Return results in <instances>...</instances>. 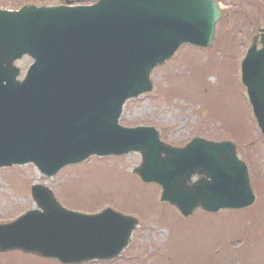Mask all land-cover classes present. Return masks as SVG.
<instances>
[{
	"label": "water",
	"instance_id": "water-1",
	"mask_svg": "<svg viewBox=\"0 0 264 264\" xmlns=\"http://www.w3.org/2000/svg\"><path fill=\"white\" fill-rule=\"evenodd\" d=\"M220 17L215 0H100L88 7L0 10V155H22L28 141L42 136L51 143H46L51 159L46 169L40 167L51 175L94 153L139 150L143 165L135 172L160 184L162 202L186 217L198 208L216 212L251 205L248 169L234 144L195 139L181 150L162 148L157 137L145 143L140 129L117 124L124 101L151 91V71L180 45L212 44ZM25 53L35 63L19 84L13 64ZM251 93L264 134V90ZM195 175L200 178L193 182ZM33 192L44 212L31 211L0 227L1 252L21 249L68 263L112 259L137 224L110 210L94 217L73 214Z\"/></svg>",
	"mask_w": 264,
	"mask_h": 264
},
{
	"label": "rangeland",
	"instance_id": "rangeland-1",
	"mask_svg": "<svg viewBox=\"0 0 264 264\" xmlns=\"http://www.w3.org/2000/svg\"><path fill=\"white\" fill-rule=\"evenodd\" d=\"M95 1L77 0L78 4ZM14 2L18 5L25 1L0 0V7H12ZM62 2L40 0L34 4ZM235 2L251 1L221 0L222 7L231 5L227 11L234 12L226 13L217 24L214 49L183 46L169 62L153 71L151 93L125 103L120 123L153 126L163 141L177 147L195 136L234 142L239 157L248 165L246 158L253 161L259 176L260 195L254 190L256 203L250 210L198 211L184 218L172 206L161 203L157 185L144 183L133 173L141 162L140 153L134 152L92 156L65 167L55 177L43 176L31 164L0 168V223L35 208L31 184H41L55 193L63 207L91 213L109 206L139 220L120 257L85 264H264V138L239 78L243 43L239 32L245 28L254 32L264 21V0L252 1L258 2L260 14L245 25L235 13ZM29 62L25 60L20 66L25 69ZM0 264L59 263L13 251L0 253Z\"/></svg>",
	"mask_w": 264,
	"mask_h": 264
},
{
	"label": "flooded vegetation",
	"instance_id": "flooded-vegetation-1",
	"mask_svg": "<svg viewBox=\"0 0 264 264\" xmlns=\"http://www.w3.org/2000/svg\"><path fill=\"white\" fill-rule=\"evenodd\" d=\"M253 4H255V3H253V2H247V3H246V6H247L250 10H252L251 7L254 6ZM255 5H256V8H257V11H256V14H255V15L258 16V7H257V4H255ZM246 13L248 14V12H246ZM252 13H255V12H250V14H248V15L252 16ZM259 27H260V24L258 25L257 29L255 30L256 33H257V31L259 30Z\"/></svg>",
	"mask_w": 264,
	"mask_h": 264
},
{
	"label": "trees",
	"instance_id": "trees-1",
	"mask_svg": "<svg viewBox=\"0 0 264 264\" xmlns=\"http://www.w3.org/2000/svg\"><path fill=\"white\" fill-rule=\"evenodd\" d=\"M254 184H255V185L258 184L257 181H256L255 179H254Z\"/></svg>",
	"mask_w": 264,
	"mask_h": 264
}]
</instances>
